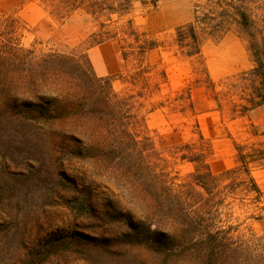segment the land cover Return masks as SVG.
<instances>
[{"label":"trees","instance_id":"trees-1","mask_svg":"<svg viewBox=\"0 0 264 264\" xmlns=\"http://www.w3.org/2000/svg\"><path fill=\"white\" fill-rule=\"evenodd\" d=\"M40 3L60 23L80 17L87 45L67 52L25 47L24 23L12 15L2 17L0 132L20 138L40 162L51 161L58 168L70 161L86 165L94 178L119 189L128 204L125 211H94L88 196L83 202L73 198L70 211L85 213L99 230L61 236L47 245L48 254L70 253L89 264L112 259L116 264H264V235L242 231L243 223L235 216L250 210L245 219L264 225L263 192L251 174L252 167L264 161V149L236 144L235 166L214 174L209 166L211 144L196 122L197 138L170 151L193 166L178 181L163 166L162 153L140 115L145 104L151 107L148 112L156 109L151 99L167 81L164 71L146 63L147 53L158 42L140 31L132 16L137 4L147 8L152 1ZM232 27L245 41L252 61V67L230 84L242 101L233 105L234 113L243 115L264 106V6L256 0H197L191 20L175 28L174 41L176 53L194 63V82L213 91L201 49ZM111 40L119 43L124 60L136 63L118 77L129 85L122 91L114 89L112 76L95 73L87 54ZM167 104L181 111L186 104L191 108V88L181 89ZM57 176L66 181L62 173ZM118 221L125 222V229L115 231Z\"/></svg>","mask_w":264,"mask_h":264},{"label":"rangeland","instance_id":"rangeland-1","mask_svg":"<svg viewBox=\"0 0 264 264\" xmlns=\"http://www.w3.org/2000/svg\"><path fill=\"white\" fill-rule=\"evenodd\" d=\"M149 1L153 5L147 8L137 4L132 16L139 30L158 42L157 48L147 53L146 63L164 71L167 81L151 99L156 109L148 112L151 107L145 104L140 115L145 117L148 133L162 153L163 166L178 181L193 171L192 164L179 160L170 151L179 143L197 138L196 122L211 144L209 166L214 174L235 166L236 144L264 149V106L243 115L233 110V105L242 101L230 84L235 81L234 76L252 67L245 41L232 27L220 39L204 43L202 62L215 85L210 91L194 82V63L176 53L174 41L175 28L191 20L192 5L197 0ZM256 1L264 6V0ZM6 15L18 17L24 23L21 42L25 47L67 52L83 50L87 45L86 25L80 17L60 23L48 16L40 0H0V19ZM87 52L98 76H112L116 91L129 87L118 77L132 71L136 63L122 58L117 40L94 46ZM187 87L191 88L192 107L186 104L181 111L168 106L167 100ZM158 102H164L163 107H157ZM38 157L20 138L0 132V264H89L70 253L48 254L51 241L61 236L74 231L93 235L99 230L85 213H72L68 202L73 198L83 202L88 196L94 211L105 207L125 211L127 201L119 189L94 178L91 169L78 161L64 162L58 168L51 161L40 162ZM57 173H62L66 181ZM251 174L263 192L260 207H264V161L252 167ZM250 213L249 210L235 214L238 223H243L242 231L251 229L264 235L261 222L245 219ZM125 227V222L114 224L115 231ZM102 264L116 263L112 259Z\"/></svg>","mask_w":264,"mask_h":264}]
</instances>
